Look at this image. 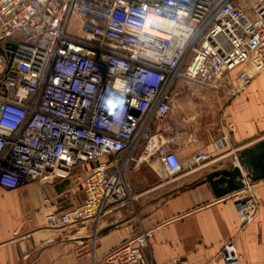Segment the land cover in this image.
<instances>
[{
	"label": "built area",
	"instance_id": "built-area-1",
	"mask_svg": "<svg viewBox=\"0 0 264 264\" xmlns=\"http://www.w3.org/2000/svg\"><path fill=\"white\" fill-rule=\"evenodd\" d=\"M0 48V187L79 168L83 202L47 215L61 230L130 199L144 162L166 180L186 168L166 135L173 102L188 84L264 74V0H0ZM234 192L241 230L257 210L249 176ZM147 242L138 232L92 264H186L146 261ZM219 257L240 264L232 238Z\"/></svg>",
	"mask_w": 264,
	"mask_h": 264
},
{
	"label": "crops",
	"instance_id": "crops-1",
	"mask_svg": "<svg viewBox=\"0 0 264 264\" xmlns=\"http://www.w3.org/2000/svg\"><path fill=\"white\" fill-rule=\"evenodd\" d=\"M231 78L230 87L212 89L219 100L215 102L219 105L218 132H201L206 128L198 117L184 118L187 112H214L209 99L174 100L166 135L186 168L168 180L148 162L129 170L131 192L147 189L142 194L147 203L138 214H128L127 221L122 214L129 199L98 222L77 226L72 235L47 228L49 212L72 211L83 202V172L77 167L14 189L0 187V264H92L141 230L148 238L142 250L146 261L180 258L186 264H223L219 252L232 238L240 264H264V178L249 177L257 210L253 222L241 230L233 203L237 193L216 197L204 178L216 169L237 168L236 179L243 185L247 172L238 164L237 154L264 138V74L245 86L236 80V73ZM196 154H202L203 160L187 168ZM155 176L163 184L148 188L155 184Z\"/></svg>",
	"mask_w": 264,
	"mask_h": 264
},
{
	"label": "water",
	"instance_id": "water-1",
	"mask_svg": "<svg viewBox=\"0 0 264 264\" xmlns=\"http://www.w3.org/2000/svg\"><path fill=\"white\" fill-rule=\"evenodd\" d=\"M11 49H14L13 43H7ZM0 48V54H2ZM238 164L247 172L252 180L256 181L264 178V138L255 142L249 147H245L237 154ZM238 169H216L207 173L204 178L209 183L211 190L216 197L223 196L242 186L240 179H236ZM108 228L104 229L106 231Z\"/></svg>",
	"mask_w": 264,
	"mask_h": 264
},
{
	"label": "rangeland",
	"instance_id": "rangeland-1",
	"mask_svg": "<svg viewBox=\"0 0 264 264\" xmlns=\"http://www.w3.org/2000/svg\"><path fill=\"white\" fill-rule=\"evenodd\" d=\"M71 22H72V25L77 24L75 18L72 19ZM212 89L213 88H206V87H202V86L196 85V84H188L187 87L185 88L184 92L179 94L175 98L177 101L179 99H182V98H187V99H190L193 103H194V101L202 102L201 100H203V99L204 100H206V99L210 100L209 106H210V108L213 109L214 112H207V111L195 112V111H193L192 114L187 112L186 117H184L185 119H188V120H190L191 117H198L199 120L202 122V126H204V128H206L204 130L201 129L200 130L201 132H209V131L218 132V129H219V127H218L219 105L215 106V102H217L218 96H217V93H215ZM207 92L212 93V94H207ZM176 100H175V103H176ZM203 123H205V124H203ZM210 123H211V125H209ZM153 179L155 181V184L148 186V188H153V187H156L158 185L163 184V181H160L156 176L153 177ZM143 190L144 189H140L139 191H137V192L134 191V193H132V197L126 202V205L123 208L124 213L122 214L123 215L122 220L127 221L126 216L128 214H131V213L133 215L138 214L140 209H142V207L147 203L146 201L142 200ZM145 190H147V189H145ZM145 190H144V192H145ZM77 228H79V227H76V228L75 227H66V228H64V231H65L66 235H72L75 233L74 231H76ZM141 231H138V232H141Z\"/></svg>",
	"mask_w": 264,
	"mask_h": 264
}]
</instances>
